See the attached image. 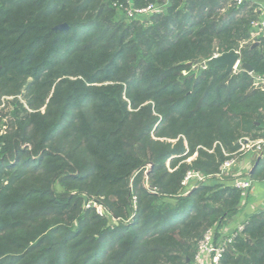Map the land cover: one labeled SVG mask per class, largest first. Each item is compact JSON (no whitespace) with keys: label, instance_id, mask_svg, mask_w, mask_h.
<instances>
[{"label":"trees","instance_id":"obj_1","mask_svg":"<svg viewBox=\"0 0 264 264\" xmlns=\"http://www.w3.org/2000/svg\"><path fill=\"white\" fill-rule=\"evenodd\" d=\"M255 19L234 0H0V264H191L239 211L221 164L264 140ZM227 52L252 72L202 65ZM189 166L206 179L184 193ZM242 224L219 264H264V210Z\"/></svg>","mask_w":264,"mask_h":264},{"label":"built area","instance_id":"obj_2","mask_svg":"<svg viewBox=\"0 0 264 264\" xmlns=\"http://www.w3.org/2000/svg\"><path fill=\"white\" fill-rule=\"evenodd\" d=\"M237 4H241L242 2H246L247 0H234ZM156 5L149 4L145 7L141 8H132L128 7L126 9L127 15L129 16H143L148 13H152L156 11ZM160 11V10H159ZM251 29L254 31L252 33V38L255 40L257 36H259V31L264 30V17L254 20L252 22ZM216 55V54H215ZM240 63H236L233 70L236 71L239 67ZM258 82L261 83V86L264 89V79H258ZM241 144L239 151H247L250 149H253L257 152L258 157H262L264 155V146H263V140L257 139V140H251V139H244L239 141ZM236 160L234 157H231L227 160H225L220 167V173L217 174L218 176L222 173H225L227 170H229L233 165H235ZM206 179V176L200 173L196 170H187L185 172V175L181 181L182 188L184 190V193H188L190 189L196 186L197 183H200ZM234 187L240 189V190H249L252 186V179L250 177H240L233 181L232 183ZM94 206H96L94 204ZM99 213H102V209H97ZM244 225L240 224L237 226L236 230L228 235L227 237H224L219 243L213 242V230H207L202 237V239L199 241L198 244V251L196 253L195 259L202 258L203 254H208L211 256V264H219L220 257L224 251V245L226 243H229L232 238L235 236V234L243 229Z\"/></svg>","mask_w":264,"mask_h":264},{"label":"crops","instance_id":"obj_3","mask_svg":"<svg viewBox=\"0 0 264 264\" xmlns=\"http://www.w3.org/2000/svg\"><path fill=\"white\" fill-rule=\"evenodd\" d=\"M250 4L255 7L256 19L258 20L264 17V0H247ZM254 31L251 29L250 40L253 37L252 33ZM264 37V30L259 31V36L255 40H252L254 43H258L259 37ZM262 140V139H261ZM243 154V157L240 158V161L232 166L226 173L228 176L227 183H233V181L240 177H249L251 170L258 158L256 151L253 149L247 150L243 153L240 151L238 155ZM252 168V169H251ZM236 170V171H235ZM248 170L249 174L240 176L237 175V172H244ZM232 172V173H231ZM232 175V176H231ZM264 210V179H252V186L249 190H241V198L239 201V211L234 216V218L226 224H223L219 229V234L222 233V237H227L232 232H234L238 225L242 224L250 215L261 213ZM204 256V255H203Z\"/></svg>","mask_w":264,"mask_h":264},{"label":"water","instance_id":"obj_4","mask_svg":"<svg viewBox=\"0 0 264 264\" xmlns=\"http://www.w3.org/2000/svg\"><path fill=\"white\" fill-rule=\"evenodd\" d=\"M55 29H65L66 24H60L54 27ZM257 45V43H254ZM236 63H240V56L236 52H227L222 54H216L209 59L202 62L203 66H224L226 72L233 70ZM240 67L247 72H252V67L247 63H240ZM260 157L257 158L253 168L258 164Z\"/></svg>","mask_w":264,"mask_h":264},{"label":"rangeland","instance_id":"obj_5","mask_svg":"<svg viewBox=\"0 0 264 264\" xmlns=\"http://www.w3.org/2000/svg\"><path fill=\"white\" fill-rule=\"evenodd\" d=\"M156 11H154V12H152V13H148V14H146V15H155L156 14V12L157 13H161V9H160V6H157L156 5ZM127 9V8H126ZM126 9H125V12H126ZM159 10H161V11H159ZM126 15H127V12H126ZM127 16H129V15H127ZM129 17H135V18H141V16H135V15H133V16H129ZM147 17V16H146ZM252 38V37H251ZM252 40H254V39H252ZM216 53H214L213 55H215ZM238 69V68H237ZM237 71V70H236ZM161 140H164V142H169V143H172V144H174L175 142H176V139L174 140H172V139H164V138H162ZM263 146H264V140H263ZM243 152H245V151H241V153H243ZM256 154H257V152H256ZM243 157V154H240V155H238V153L237 154H235L233 157H234V159L236 160V163L235 164H237L239 161H240V158H242ZM194 156H191L190 158H188L187 160H186V162L187 163H189L190 161H191V159L193 158ZM234 166V165H233ZM189 169H191V170H193V167H191V166H189ZM188 169V170H189ZM252 169V168H251ZM197 171V170H196ZM236 171V170H235ZM232 173V172H231ZM249 174V172H248V170H244V172H237V175H242V176H246V175H248ZM229 175V174H228ZM232 176V175H231ZM217 179H220V177H216ZM134 198V197H133ZM87 203H89V201L87 202ZM97 209H100V207H98L97 206ZM213 232V242L214 243H219L222 239H223V237H222V233H220V234H218V235H216V233H215V231L213 230L212 231ZM233 233V232H232ZM204 256H202V258H200V259H194L192 262H191V264H211V256L210 255H208V254H203Z\"/></svg>","mask_w":264,"mask_h":264}]
</instances>
